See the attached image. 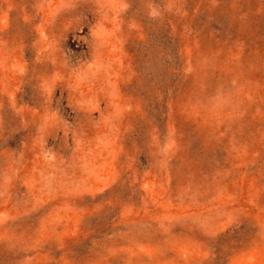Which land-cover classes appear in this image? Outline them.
<instances>
[{"label":"rangeland","instance_id":"1","mask_svg":"<svg viewBox=\"0 0 264 264\" xmlns=\"http://www.w3.org/2000/svg\"><path fill=\"white\" fill-rule=\"evenodd\" d=\"M0 264H264V0H0Z\"/></svg>","mask_w":264,"mask_h":264}]
</instances>
